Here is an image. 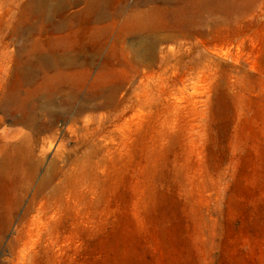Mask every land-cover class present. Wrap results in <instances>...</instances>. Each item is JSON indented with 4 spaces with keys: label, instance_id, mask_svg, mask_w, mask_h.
<instances>
[{
    "label": "rangeland",
    "instance_id": "obj_1",
    "mask_svg": "<svg viewBox=\"0 0 264 264\" xmlns=\"http://www.w3.org/2000/svg\"><path fill=\"white\" fill-rule=\"evenodd\" d=\"M28 1L0 0V151L30 134L16 124L26 113L54 129L36 144L37 176L0 190V264H264V0H225L191 38L174 17H131L149 0H124L104 39L66 31L41 46L46 69L80 68L77 83L38 88L19 67L42 40ZM157 38L152 57L134 53ZM49 167L58 177L39 195Z\"/></svg>",
    "mask_w": 264,
    "mask_h": 264
},
{
    "label": "bare ground",
    "instance_id": "obj_2",
    "mask_svg": "<svg viewBox=\"0 0 264 264\" xmlns=\"http://www.w3.org/2000/svg\"><path fill=\"white\" fill-rule=\"evenodd\" d=\"M177 1L178 0H149V4L156 5L155 10L151 12L135 10L131 13V17L138 16L145 25L150 24L148 19V16L150 15L153 16L156 14L161 19L174 17L175 23L181 21L185 24L187 23L185 36L191 38L198 30L196 20L200 17H205L206 15H216L218 10L223 8L225 4V0ZM123 2L124 0H29L23 10V21L36 19L41 21L43 26L40 34L42 40L35 39L32 45L19 51V54H21V56L23 55L19 67L21 75L25 80L24 83L31 88L32 86L33 88H38L46 81L50 80L51 75L70 85L77 83V72L80 67L67 64L65 67L55 70L46 69V66L39 58L42 55L41 46L54 47L55 45H59L61 41L63 42V37H57L56 35H62V33L66 31L70 32L71 36L73 35L74 37L78 36V34L82 35L88 33L90 40L96 42L104 39L105 30L102 25H105L108 22L116 23L120 20L122 15L120 12H117L119 8L117 7V4L120 5ZM79 6H84V10L80 14H76L75 16L68 15V12L71 11L72 8ZM203 20H209V18H204ZM185 24H182L180 27H172L165 24L163 30L158 31V33L165 31L167 33L174 32L176 29H183ZM75 25L79 28L75 29ZM31 31L32 29L29 30V35L34 38L35 34L34 32L30 34ZM160 41L165 42L166 40L163 39ZM161 42H159L158 38L153 44L146 41L141 42L135 46L134 53L140 57H152L155 52V47ZM39 81H41V83H39ZM19 111L27 112L24 105L18 106V112ZM43 112L45 114H50V109L44 108ZM27 114L28 113H26L21 120L16 122V124L27 125L30 134L21 133L22 140H20L17 145L13 146L12 153L6 151L3 152V150L0 151V190L3 186H7L9 182H12L16 175L21 173H24L26 178L32 181L37 176L39 169L42 166L41 158H38V160L34 159L36 144L39 142L40 136L52 132L54 126L50 125V122L41 123L38 119H30ZM13 132L14 137L20 136L18 131L14 130ZM32 135H34L37 140H35ZM26 140L29 142L27 146H25ZM25 147L28 149L27 155L24 154ZM57 177V170L49 167L40 179L38 185L39 195H43L56 181ZM55 187L57 188V186ZM52 190L54 191V189ZM34 204L35 201H33V205ZM2 207L3 205L1 204L0 199V210ZM7 218L2 221V216L0 217V222L2 223L4 230L10 225V220Z\"/></svg>",
    "mask_w": 264,
    "mask_h": 264
}]
</instances>
